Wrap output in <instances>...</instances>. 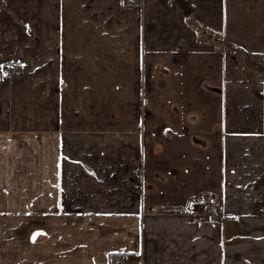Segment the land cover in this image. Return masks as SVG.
I'll list each match as a JSON object with an SVG mask.
<instances>
[{"label": "crops", "instance_id": "0c3cea01", "mask_svg": "<svg viewBox=\"0 0 264 264\" xmlns=\"http://www.w3.org/2000/svg\"><path fill=\"white\" fill-rule=\"evenodd\" d=\"M131 1L0 0V264H264V0Z\"/></svg>", "mask_w": 264, "mask_h": 264}, {"label": "built area", "instance_id": "2783aa9c", "mask_svg": "<svg viewBox=\"0 0 264 264\" xmlns=\"http://www.w3.org/2000/svg\"><path fill=\"white\" fill-rule=\"evenodd\" d=\"M145 6V0H132L130 3L131 8H138L143 10ZM9 79L17 78L23 74V67L19 64L7 65L1 72ZM197 209L195 217L201 223L216 224L223 221L224 216L218 211L216 204L208 196L201 197L197 202ZM120 260L117 258H111V264H117Z\"/></svg>", "mask_w": 264, "mask_h": 264}, {"label": "rangeland", "instance_id": "374dc122", "mask_svg": "<svg viewBox=\"0 0 264 264\" xmlns=\"http://www.w3.org/2000/svg\"><path fill=\"white\" fill-rule=\"evenodd\" d=\"M224 219V218H223ZM200 222V221H199ZM201 223V222H200ZM203 224H208V225H210L209 223H203Z\"/></svg>", "mask_w": 264, "mask_h": 264}, {"label": "trees", "instance_id": "16d2710c", "mask_svg": "<svg viewBox=\"0 0 264 264\" xmlns=\"http://www.w3.org/2000/svg\"><path fill=\"white\" fill-rule=\"evenodd\" d=\"M5 67H6V66H5ZM5 67H4V68H5Z\"/></svg>", "mask_w": 264, "mask_h": 264}, {"label": "snow or ice", "instance_id": "6c2138e0", "mask_svg": "<svg viewBox=\"0 0 264 264\" xmlns=\"http://www.w3.org/2000/svg\"><path fill=\"white\" fill-rule=\"evenodd\" d=\"M38 235V234H37Z\"/></svg>", "mask_w": 264, "mask_h": 264}]
</instances>
